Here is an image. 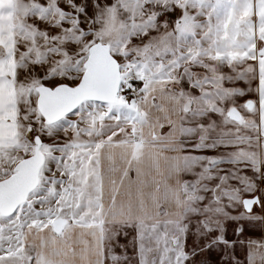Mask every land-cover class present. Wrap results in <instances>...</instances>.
I'll return each mask as SVG.
<instances>
[{
	"label": "snow or ice",
	"instance_id": "6c2138e0",
	"mask_svg": "<svg viewBox=\"0 0 264 264\" xmlns=\"http://www.w3.org/2000/svg\"><path fill=\"white\" fill-rule=\"evenodd\" d=\"M261 7L264 0H252L254 23L264 22ZM234 8V0L0 7V24L11 14L10 29L0 30V264H112L109 249L135 232L150 264H182L176 223L186 222L193 193L168 174L181 126L194 106L241 112L220 107L225 69L249 76L245 65H253L258 98L244 102L246 111L264 97V41L243 59L221 55L222 25ZM177 12L175 23L162 19ZM196 70L203 75L187 84ZM186 84L199 100L186 97ZM228 121L241 155L250 152L244 125ZM242 204L264 208L259 195Z\"/></svg>",
	"mask_w": 264,
	"mask_h": 264
},
{
	"label": "rangeland",
	"instance_id": "374dc122",
	"mask_svg": "<svg viewBox=\"0 0 264 264\" xmlns=\"http://www.w3.org/2000/svg\"><path fill=\"white\" fill-rule=\"evenodd\" d=\"M234 4L235 8L228 10L222 25L221 39L227 43L221 55L243 59L246 52L264 41V22L259 19L253 22L252 0L247 3L234 0ZM177 15L178 12L165 13L162 19L172 24ZM260 16H264V7L257 10V17ZM252 68L251 64L245 65L249 76L239 72L230 75L225 69L227 96L220 106L225 112L235 106L243 113L240 120L230 118L243 124L251 135L250 152L241 155L243 146L235 144L228 135L234 128L228 121L230 109L223 115L219 109L211 111V106L209 109L194 106L183 125L185 185L192 189L193 202L184 209L181 220L186 222L176 223L182 264H264V208L249 205L252 211L247 212L242 204L244 199L256 195L264 201V150L259 147V137L264 134V97L259 104L248 102L247 111L243 107L247 99L258 98ZM260 70L264 73V60H260ZM197 72L203 75L202 70L193 71V80L187 84L194 83ZM187 84L184 86L186 97L199 100V90ZM259 90L264 91V78ZM209 249L216 254L215 262L209 259ZM108 256L112 264L117 260L119 264H150L139 232L127 235L115 253L109 249Z\"/></svg>",
	"mask_w": 264,
	"mask_h": 264
},
{
	"label": "crops",
	"instance_id": "0c3cea01",
	"mask_svg": "<svg viewBox=\"0 0 264 264\" xmlns=\"http://www.w3.org/2000/svg\"><path fill=\"white\" fill-rule=\"evenodd\" d=\"M0 7L9 8L11 7V0H2V3H0ZM4 23L0 24V30L4 29H10L11 27V14L8 13L3 17ZM9 36L11 35V32L9 31ZM229 42V41H228ZM230 45L232 46L233 44ZM183 126H181L180 132H181V139L180 142H178L175 145L174 148V159L172 161V166L169 169V176L172 177L173 180H179L181 182V186L186 184L185 180V169H186V155L184 151V138L182 134ZM176 185L171 184L168 187V192L171 193L174 191ZM183 218V214L180 217V220Z\"/></svg>",
	"mask_w": 264,
	"mask_h": 264
},
{
	"label": "water",
	"instance_id": "95a60500",
	"mask_svg": "<svg viewBox=\"0 0 264 264\" xmlns=\"http://www.w3.org/2000/svg\"><path fill=\"white\" fill-rule=\"evenodd\" d=\"M228 115L234 120H240L242 118L240 111H236L235 108L230 109Z\"/></svg>",
	"mask_w": 264,
	"mask_h": 264
}]
</instances>
